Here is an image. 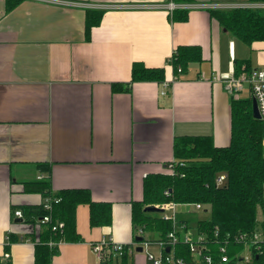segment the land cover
I'll return each instance as SVG.
<instances>
[{
	"label": "crops",
	"instance_id": "0c3cea01",
	"mask_svg": "<svg viewBox=\"0 0 264 264\" xmlns=\"http://www.w3.org/2000/svg\"><path fill=\"white\" fill-rule=\"evenodd\" d=\"M167 1L23 0L6 13L0 0V264H34L39 227L13 217V209L44 198L24 192L23 182L49 177L53 194L85 189L93 202L111 205V225L90 227L89 207L79 204L82 241L60 243L51 261L100 264L93 244L133 241L131 204L141 200L145 177L167 172L174 138L229 145L230 97L216 78L234 72L236 62L264 71V41L247 46L209 15L245 0H193L202 8L188 10L185 22L144 8ZM98 6L109 8L86 40V10ZM178 46H198L202 61L190 63L164 95L157 82L111 91L112 83H129L135 63L164 68L170 81L167 60ZM9 236L16 240L6 253ZM135 253L143 255L136 257L140 264L149 263L144 252Z\"/></svg>",
	"mask_w": 264,
	"mask_h": 264
},
{
	"label": "trees",
	"instance_id": "16d2710c",
	"mask_svg": "<svg viewBox=\"0 0 264 264\" xmlns=\"http://www.w3.org/2000/svg\"><path fill=\"white\" fill-rule=\"evenodd\" d=\"M22 1L4 0L5 12H11ZM172 1L193 2V0ZM102 15V10H86L84 24L86 40L90 38L91 29L99 25ZM209 15L222 29L247 46L253 42L264 41V11L240 8L209 10ZM187 19L188 11L183 9L174 10L170 16L172 22H185ZM201 61V50L198 46H178L173 50L167 63L174 74L177 69L183 74L190 63ZM242 64H244L243 70L240 69ZM235 65L236 76L242 71L249 73L251 70L248 61L236 62ZM163 81H165L164 68H146L135 63L131 67L129 83H112L111 91L129 92L133 83ZM229 97V145L216 147L210 137L174 138L173 160L168 162L175 164L174 172L145 177L141 200L131 204L134 235L136 229L142 228L145 233H153L156 239L164 238L171 231V222L162 221L158 214L145 213L143 209L146 206L168 202L176 205L200 204L208 207L209 220L197 222L196 229L211 238L214 235L219 236V239L232 238L240 233H250L258 228H264V121L252 117L250 93L247 98ZM37 167L47 172L50 168L46 164H38ZM222 175L225 176L224 180L220 185H216L217 178ZM22 185L24 192L38 193L43 198L58 199L57 202L52 201L50 211L43 209V204L18 208L22 213L21 220L32 225L39 224V231L34 237V264H51L52 258L58 253L60 243L82 241L75 227V209L79 204H86L89 207L90 227L111 225V205L93 202L88 190L69 189L53 194L49 177L23 182ZM165 192L168 194L166 195ZM46 215L50 217V221L38 223L39 219ZM57 223H62L63 227L53 231L52 228ZM15 240L12 236L8 237V245L4 248L6 253L9 252V245ZM133 242H137L136 236L133 237ZM113 262L131 264V256L124 252L119 261Z\"/></svg>",
	"mask_w": 264,
	"mask_h": 264
},
{
	"label": "built area",
	"instance_id": "2783aa9c",
	"mask_svg": "<svg viewBox=\"0 0 264 264\" xmlns=\"http://www.w3.org/2000/svg\"><path fill=\"white\" fill-rule=\"evenodd\" d=\"M39 2H50V0H32ZM56 3V1H52ZM62 3V2H61ZM70 5L71 3H62ZM109 7H96L91 10H106ZM145 9L165 10L172 13L174 10H192L202 8L197 4H181L168 0L163 5H149ZM250 9L253 11H264V0L257 2L232 4L224 6L221 10L230 9ZM169 59V58H168ZM180 69L170 81L162 82L161 95L166 93V89L180 75ZM221 83L224 91L228 96H238L244 90L248 89L252 100L256 102L257 111L261 121H264V71L260 69H252L249 73L242 71L238 76L234 72L221 74L216 78ZM264 146V140H263ZM175 164L168 163L165 169L168 173H173ZM225 176L222 175L216 180V185H220ZM167 195L168 193L165 192ZM52 201L57 202L55 198H44L43 207L50 211ZM161 210L159 218L162 221L171 222V231L164 238L150 240L145 237L142 228L136 229V238H141L140 242H131L127 245L114 242L110 237L102 239L98 243L92 245V250L97 254L100 264H112L113 261H119L127 252L131 255L136 252L137 247L142 249L144 257L149 264H264V228H258L250 233H240L232 238L219 239V236L208 237L206 233L199 232L196 229V239H191L187 233L188 224L185 221L177 220L176 208L178 205L172 202L153 205ZM196 210H201L202 205L193 206ZM13 217L22 219L20 210L13 211ZM50 217L48 215L39 219L38 223H48ZM39 225V224H37ZM63 224L57 223L52 230L62 229ZM155 246V252L149 251L150 247ZM126 248V249H125ZM8 257V254H5Z\"/></svg>",
	"mask_w": 264,
	"mask_h": 264
},
{
	"label": "rangeland",
	"instance_id": "374dc122",
	"mask_svg": "<svg viewBox=\"0 0 264 264\" xmlns=\"http://www.w3.org/2000/svg\"><path fill=\"white\" fill-rule=\"evenodd\" d=\"M249 0H245L244 3H248ZM249 95L248 89L244 90L238 95L239 98H247ZM177 220L185 221L188 224V229L186 235H188L192 240L196 239V225L199 221H207L210 218V210L208 207H203L201 210H196L193 206L178 205L176 208ZM155 214V213H153ZM135 236V235H134ZM146 238H150L148 234H145ZM152 239L154 236L151 237ZM149 251L155 252L156 248L152 245L148 249ZM134 257L131 258V264H140L136 257L143 256L142 254H136L135 252H130ZM112 264H116L113 262ZM149 264V263H148Z\"/></svg>",
	"mask_w": 264,
	"mask_h": 264
},
{
	"label": "water",
	"instance_id": "95a60500",
	"mask_svg": "<svg viewBox=\"0 0 264 264\" xmlns=\"http://www.w3.org/2000/svg\"><path fill=\"white\" fill-rule=\"evenodd\" d=\"M252 117H253L254 119H256V120H260V117H259V114H258V111H257V107H256V102H255L254 99L252 100ZM143 211H144L145 213H155V214L161 212L160 209L154 207L153 205L146 206V207L143 209ZM136 240H137V242H140V241H141V238L137 237ZM136 251H137V252H141L142 249H141L140 247H137Z\"/></svg>",
	"mask_w": 264,
	"mask_h": 264
},
{
	"label": "bare ground",
	"instance_id": "6f19581e",
	"mask_svg": "<svg viewBox=\"0 0 264 264\" xmlns=\"http://www.w3.org/2000/svg\"><path fill=\"white\" fill-rule=\"evenodd\" d=\"M173 76V75H172ZM46 175V174H45ZM59 204V203H58ZM23 208V207H22ZM44 209V208H43ZM23 211V210H22ZM34 214V213H33ZM28 222V221H27ZM30 222V221H29ZM61 237V236H60ZM8 252V251H7Z\"/></svg>",
	"mask_w": 264,
	"mask_h": 264
}]
</instances>
